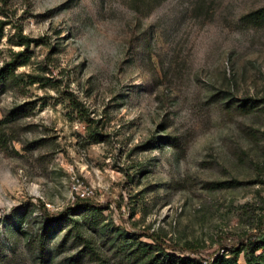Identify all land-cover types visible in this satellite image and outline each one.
<instances>
[{
  "label": "rangeland",
  "instance_id": "obj_1",
  "mask_svg": "<svg viewBox=\"0 0 264 264\" xmlns=\"http://www.w3.org/2000/svg\"><path fill=\"white\" fill-rule=\"evenodd\" d=\"M263 4L0 0V264H205L255 239Z\"/></svg>",
  "mask_w": 264,
  "mask_h": 264
},
{
  "label": "trees",
  "instance_id": "obj_2",
  "mask_svg": "<svg viewBox=\"0 0 264 264\" xmlns=\"http://www.w3.org/2000/svg\"><path fill=\"white\" fill-rule=\"evenodd\" d=\"M151 2H157L159 0H146ZM250 20L254 22H264V4L250 10L245 14ZM0 20V30H1ZM18 40L23 43L25 46L28 45V42L31 40L26 35L22 34L20 31L17 32ZM15 59L6 60L0 66V93L3 91L5 86L14 81L16 79V75L13 73V68L16 65ZM70 100L74 106H78L79 102L77 99L70 94ZM11 113L7 115V118H13ZM6 118V119H7ZM4 119V120H6ZM9 120V119H7ZM77 200H80L79 198ZM84 199H81V201ZM76 202V201H75ZM79 202V201H77ZM83 204L89 205L86 200L82 201ZM259 233L255 239L241 238L237 245L231 249V253L229 255H224L222 253H216L213 255L209 261L205 264H242L237 262V256L240 251H242L245 264H264V206H262L261 215L259 216ZM145 233L151 237V239L155 242V245L159 250H163V241L160 239L159 234L157 232L145 231ZM151 246V244H148ZM195 244L193 242L184 241L181 245H176L175 243L171 245V247H177L179 250H194ZM258 250V251H256ZM41 251V249H40ZM150 252V251H149ZM198 264L194 258L188 256H175L173 254H167L164 259L159 258L157 253H152L148 255L144 260H142L141 264Z\"/></svg>",
  "mask_w": 264,
  "mask_h": 264
},
{
  "label": "built area",
  "instance_id": "obj_3",
  "mask_svg": "<svg viewBox=\"0 0 264 264\" xmlns=\"http://www.w3.org/2000/svg\"><path fill=\"white\" fill-rule=\"evenodd\" d=\"M88 192H89V191H85V192H84V191H81V192H80V195L87 194Z\"/></svg>",
  "mask_w": 264,
  "mask_h": 264
}]
</instances>
